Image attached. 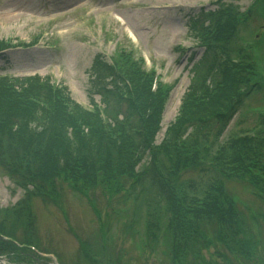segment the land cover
Listing matches in <instances>:
<instances>
[{"label":"trees","instance_id":"obj_1","mask_svg":"<svg viewBox=\"0 0 264 264\" xmlns=\"http://www.w3.org/2000/svg\"><path fill=\"white\" fill-rule=\"evenodd\" d=\"M221 1L219 11H201L192 20L205 51L191 69L180 114L160 144L172 87L153 90V74L145 77L124 51L114 58L118 71L100 55L92 66L106 122L97 108L88 112L60 93L53 95L49 78H27L20 89L0 78V166L25 190V199L56 194L59 180L81 194L123 192L128 206L117 214L129 218L126 230L130 224L142 227L140 238L161 255L160 264H215L205 251L238 242L236 228L248 226L225 183L247 180L264 197V115L254 135L244 131L225 142L221 137L251 93L264 89V79L256 82L260 75L251 53L235 42L240 13ZM190 171L209 179H185ZM25 199L18 208L0 209V257L49 264L29 248L36 244L16 237L18 224L27 229L35 223ZM88 248L82 242L89 260L79 264H99Z\"/></svg>","mask_w":264,"mask_h":264},{"label":"rangeland","instance_id":"obj_2","mask_svg":"<svg viewBox=\"0 0 264 264\" xmlns=\"http://www.w3.org/2000/svg\"><path fill=\"white\" fill-rule=\"evenodd\" d=\"M126 1L0 0V40L32 44L43 37V43L35 48L0 58V77H8L9 84L18 89L24 84L14 79L50 77L49 81L67 86L74 103L90 107L92 102L102 104L92 76L97 53L110 45L111 51L123 48L136 57L146 54L152 65L159 66L163 78L175 82L161 117L162 130L157 137L160 144L168 125L180 114L193 77V64L205 51L200 37L192 31V20L202 9L219 11L221 6L219 0H165L130 7ZM221 3L240 13L235 42L251 53L253 69L263 78L264 0ZM260 76H256V82H261ZM262 114L264 89L256 88L227 127L222 141L258 126ZM184 178L198 183L209 179L197 171H190ZM57 184V193L52 196L33 194L25 199V190L0 166V209L18 208L25 199L35 220L27 229L17 225L18 239H28L40 249L55 253L63 264L86 260L82 242L89 244L88 253L99 264H160L161 255L147 248L140 238L142 227L130 224L126 230L129 218L117 214L116 210L128 206L123 192L109 194L98 189L81 194L67 182L59 180ZM225 184L227 195L237 200L236 210L248 227L241 221L243 228H236L241 231L235 233L238 242L232 248L216 244L204 252V257L213 258L215 264H264V197H259L247 180H226ZM133 229L141 234L136 235ZM1 257L5 264H36L15 262L8 255Z\"/></svg>","mask_w":264,"mask_h":264},{"label":"bare ground","instance_id":"obj_3","mask_svg":"<svg viewBox=\"0 0 264 264\" xmlns=\"http://www.w3.org/2000/svg\"><path fill=\"white\" fill-rule=\"evenodd\" d=\"M159 1H165V0H159ZM0 264H5V263H3V262H0Z\"/></svg>","mask_w":264,"mask_h":264},{"label":"water","instance_id":"obj_4","mask_svg":"<svg viewBox=\"0 0 264 264\" xmlns=\"http://www.w3.org/2000/svg\"><path fill=\"white\" fill-rule=\"evenodd\" d=\"M1 262V261H0Z\"/></svg>","mask_w":264,"mask_h":264}]
</instances>
